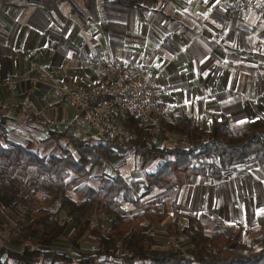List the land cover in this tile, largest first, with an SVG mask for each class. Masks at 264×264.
Here are the masks:
<instances>
[{
  "label": "crops",
  "instance_id": "crops-1",
  "mask_svg": "<svg viewBox=\"0 0 264 264\" xmlns=\"http://www.w3.org/2000/svg\"><path fill=\"white\" fill-rule=\"evenodd\" d=\"M114 58L150 66L171 119L186 113L205 128L213 118H226L231 127L264 119V18L258 11L237 12L229 0H0L6 138L31 149L39 139L14 140L13 132L31 135L42 127L48 133L44 120L60 126L71 118L74 126L76 112L65 95L33 75L88 84L97 79L96 62ZM9 78L16 80L12 89L4 85ZM254 164L257 169H248ZM234 167L247 169L237 174ZM258 168L256 162L237 165L217 178L192 173L165 193L175 210L203 214L242 240L239 234L264 216Z\"/></svg>",
  "mask_w": 264,
  "mask_h": 264
},
{
  "label": "trees",
  "instance_id": "trees-1",
  "mask_svg": "<svg viewBox=\"0 0 264 264\" xmlns=\"http://www.w3.org/2000/svg\"><path fill=\"white\" fill-rule=\"evenodd\" d=\"M114 115H119L123 127L135 132L134 139L114 143L79 137L65 127L44 120L49 136L62 151L61 155L48 157L39 155L27 145L8 140L6 117H0V209L14 210L21 200H26L15 188V179L10 173L13 166L33 167L43 177L45 188L43 204L31 210L24 226L8 236V243L20 249L6 248L0 264H36L38 258L49 254L66 264H95L102 256V264H117L116 259L127 264L137 260L138 264L146 261L148 264H264V216H259L249 229L257 236L248 241L235 240L234 236L222 231L206 233L201 226L190 224V246L184 253L171 248L147 251L144 241L148 235L139 222L142 219L149 223L161 222L167 216L166 202L161 198L143 201L141 189L176 188L192 173L217 178L230 167L250 162L264 167V119L246 121L234 129L228 119L213 118L205 128L182 113L165 124L168 130L182 136L181 141L172 146H159L154 143L158 134L130 112L116 111ZM29 117L33 119L34 115ZM128 147L146 160L159 159L157 168L145 172L142 179L130 182L118 173H102L98 175L97 186L89 183L93 165L116 159ZM70 190L79 198L71 197ZM122 202L140 210L126 214L127 206ZM60 212L75 229L70 236L72 239L81 235L88 216L94 212L105 216L103 221L108 226L99 247L77 258L53 250L54 239L62 227ZM8 258L12 262H8ZM50 264L59 263L52 261Z\"/></svg>",
  "mask_w": 264,
  "mask_h": 264
},
{
  "label": "rangeland",
  "instance_id": "rangeland-1",
  "mask_svg": "<svg viewBox=\"0 0 264 264\" xmlns=\"http://www.w3.org/2000/svg\"><path fill=\"white\" fill-rule=\"evenodd\" d=\"M63 110L66 112V104L62 106ZM69 108V107H68ZM70 109V108H69ZM72 110V109H71ZM72 112V111H70ZM172 120L169 116L165 115L162 118H154L152 122V126L149 127L151 130L158 134V137L155 138L154 143L157 145L164 146H172L177 142L181 141V135L176 131H170L166 127V122ZM74 122V121H73ZM62 125H67L65 128L71 134H80L77 133V129L73 126L71 118L65 120ZM60 124V126H61ZM72 126V128H71ZM241 126V124L234 125V129H237ZM68 127V128H67ZM40 127L38 131H34L31 135H27L23 132L17 133L14 131L13 136L14 140H21L22 138L26 140V137H30L33 140L36 139L37 147L33 146L35 152L43 157H48L49 155H61L62 151L58 144L54 141L52 137L46 133V129ZM132 131V130H131ZM73 132V133H72ZM133 138H135L136 134L133 132ZM22 140V141H25ZM63 142H65L63 140ZM160 163L159 159L150 158L144 159L142 155L128 147L126 151L119 153L116 159H113L109 162L103 164H95L92 166L90 170L91 179L89 183L93 186H97L98 184V175L99 174H107L114 175L118 173L122 175L126 181L130 182L135 179H142L144 177V173L148 171H152L157 168ZM256 168V165L248 167V169ZM263 168L260 171L262 174ZM247 169V168H246ZM241 167H234L233 170L236 171L237 174L242 173L246 170ZM11 175L14 176V183L16 190L22 194V196L26 200H21L14 210L2 207L0 209V257H4V252L6 248L12 249H20L17 247L11 246L7 239L10 233H12L15 229L20 226H24V224L30 219L29 213L31 210L35 209L39 205H42V196L45 192L44 188V180L43 177L34 171L33 167L22 168L19 166H13L10 169ZM255 175V174H254ZM242 180V179H240ZM245 178H243L242 183H244ZM250 182L252 183V178L249 177ZM239 181V180H238ZM241 183V181H239ZM249 182V183H250ZM264 183V181H263ZM251 185V184H250ZM249 184L248 186L251 187ZM167 188H157L150 187L148 190L141 189L139 192L142 193V200L146 201L153 198H161L166 202L167 205V216L161 222H153L149 223L146 220H140V224L143 225L145 231L147 232V238L144 241V246L147 251L152 248H166L172 250H178L180 252H185L190 246V228L189 225L192 224L194 226H201L206 233H211L213 231H222L228 235L234 236L236 240L237 232L233 231L231 233L230 229L226 226L219 225V223L214 221H206L203 220V214H187L180 211L175 210V207H171L170 199L171 194H167ZM235 191V189H233ZM176 191V189H174ZM243 192L246 193V190L243 189ZM69 195L75 199H78V195L73 190L68 191ZM170 193V191H169ZM247 194V193H246ZM176 195V192L173 193ZM233 195H236L235 193ZM123 206H127L124 202H122ZM140 209H135L130 206H127L126 214H132ZM179 212V213H178ZM61 216V224L62 227L59 230L58 234L54 239V243L52 249L66 255L71 256L72 258H77L80 255H86L89 251L96 250L100 245V239L102 234L104 233L105 228L108 226V223L103 221L105 216L94 212L90 216H88L84 223V230L78 237L72 239L71 234L75 233V229L72 225H70L64 217V213L60 212ZM178 221V222H177ZM205 221V226L203 222ZM185 223V224H184ZM186 225V226H183ZM206 228V229H205ZM208 228L210 230H208ZM251 228V227H250ZM244 234H239L242 240L247 238H253V236H257V234L248 233L249 229ZM252 234V235H251ZM238 238V236H237ZM31 244V243H28ZM3 250V253H1ZM52 255L41 256L36 260V264H50L52 261L58 262L59 264H66L63 261H60L58 258L54 259ZM104 257H99L95 264H102ZM8 262H12L10 258H8ZM115 262L117 264H127L125 261L121 259H116ZM139 260L133 262V264H138ZM70 264H77L76 262H72ZM143 264H148L146 261ZM196 264V263H194Z\"/></svg>",
  "mask_w": 264,
  "mask_h": 264
},
{
  "label": "built area",
  "instance_id": "built-area-1",
  "mask_svg": "<svg viewBox=\"0 0 264 264\" xmlns=\"http://www.w3.org/2000/svg\"><path fill=\"white\" fill-rule=\"evenodd\" d=\"M239 12L247 9L258 11L264 18V0H229ZM97 79L88 84H69L54 77L33 75V79L65 95L69 108L75 110V128L85 137L98 141L128 142L133 138L131 130L121 125L118 111L130 112L144 125L154 118H162L168 109L161 97L156 75L149 65L130 59H101L96 62ZM14 78L4 85L12 89Z\"/></svg>",
  "mask_w": 264,
  "mask_h": 264
}]
</instances>
